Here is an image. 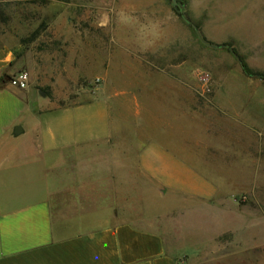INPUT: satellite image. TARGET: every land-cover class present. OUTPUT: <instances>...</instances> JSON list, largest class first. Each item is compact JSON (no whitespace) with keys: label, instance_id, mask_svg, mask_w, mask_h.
I'll use <instances>...</instances> for the list:
<instances>
[{"label":"crops","instance_id":"0c3cea01","mask_svg":"<svg viewBox=\"0 0 264 264\" xmlns=\"http://www.w3.org/2000/svg\"><path fill=\"white\" fill-rule=\"evenodd\" d=\"M14 62L13 49L0 46V77L19 73ZM150 74L143 73L140 83L119 95L118 127H127L123 110H135L134 146L120 135L84 136L95 127L106 133L117 124L107 120L116 110L109 101L92 123L72 120L48 127L41 121L47 111L32 106L34 93L0 84V264H182L184 256H212L213 264H221L223 258L238 259L240 233L244 240L250 222L264 221L253 209L264 204L259 201L264 200V84L233 71L202 111L192 109L189 88ZM238 89L246 93L239 97ZM219 164L229 167L223 185H190L187 179L177 200L170 199L176 172L196 179L198 168L218 169ZM240 194H249L253 204L246 216L238 210ZM201 209L222 219L235 217L236 228L204 232L189 253L181 221ZM226 234L231 239L224 245ZM246 246L241 254L253 251Z\"/></svg>","mask_w":264,"mask_h":264},{"label":"rangeland","instance_id":"374dc122","mask_svg":"<svg viewBox=\"0 0 264 264\" xmlns=\"http://www.w3.org/2000/svg\"><path fill=\"white\" fill-rule=\"evenodd\" d=\"M0 10V46L12 48L14 70L28 74L27 89L36 96L32 106L47 111L41 121L48 127L72 120L92 123L104 111L105 101L115 105L107 120L117 124L106 133L95 127L86 137L120 135L136 144L135 110H123L127 127L122 129L117 105L123 100L120 93L140 83L143 73L189 88L192 109L202 111L209 108L212 95L229 73H243L242 62L264 76V0H0ZM238 90L239 97L246 93ZM92 104V109L58 110ZM195 133L200 135L201 129ZM219 165L218 169L198 168V180L176 172L171 180L176 193L170 199L177 200L178 189L187 179L190 185L201 181L223 185L229 167ZM65 199L70 201L69 195ZM250 199L249 194L236 197L243 216L252 210ZM253 209L256 217L264 216V204ZM262 221L250 222L244 240L240 233L238 259L223 258L221 264H264ZM181 223L185 251L191 253L202 242L201 234L236 228L237 221L201 209ZM230 239L226 234L221 241L226 245ZM245 244L253 250L249 254H241L242 248L247 251ZM183 258L182 264H213L215 259Z\"/></svg>","mask_w":264,"mask_h":264},{"label":"built area","instance_id":"2783aa9c","mask_svg":"<svg viewBox=\"0 0 264 264\" xmlns=\"http://www.w3.org/2000/svg\"><path fill=\"white\" fill-rule=\"evenodd\" d=\"M8 83L19 90H24L28 88L29 85V76L27 73H18L17 75L13 76Z\"/></svg>","mask_w":264,"mask_h":264},{"label":"trees","instance_id":"16d2710c","mask_svg":"<svg viewBox=\"0 0 264 264\" xmlns=\"http://www.w3.org/2000/svg\"><path fill=\"white\" fill-rule=\"evenodd\" d=\"M0 15H1V10H0ZM180 16L183 17L182 14H180ZM241 64H242L243 72L248 78H258V79L264 80L263 75L253 73L248 69V67L243 62ZM10 79L11 78L8 75L6 74L2 75L0 77V84H6Z\"/></svg>","mask_w":264,"mask_h":264}]
</instances>
